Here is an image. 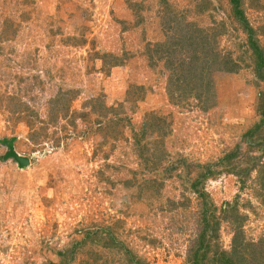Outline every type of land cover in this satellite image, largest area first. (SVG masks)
I'll return each mask as SVG.
<instances>
[{
  "label": "rangeland",
  "instance_id": "rangeland-1",
  "mask_svg": "<svg viewBox=\"0 0 264 264\" xmlns=\"http://www.w3.org/2000/svg\"><path fill=\"white\" fill-rule=\"evenodd\" d=\"M262 102L264 0H0V264H264Z\"/></svg>",
  "mask_w": 264,
  "mask_h": 264
},
{
  "label": "trees",
  "instance_id": "trees-1",
  "mask_svg": "<svg viewBox=\"0 0 264 264\" xmlns=\"http://www.w3.org/2000/svg\"><path fill=\"white\" fill-rule=\"evenodd\" d=\"M231 2L233 4V10L236 9L240 4V0H231ZM239 13H241V12H239ZM262 108L264 109V102H262ZM199 248H201V246H199ZM222 253L224 254V252H222ZM222 253H220V254H222ZM220 254L218 253V249L213 251V253L211 255L213 262L219 261V264L223 263V262L227 263L223 257H220ZM187 262H188V264H202V262H204V261H203V259L198 258V252L197 251H195L194 253L190 251V253H188V256H187Z\"/></svg>",
  "mask_w": 264,
  "mask_h": 264
},
{
  "label": "water",
  "instance_id": "water-1",
  "mask_svg": "<svg viewBox=\"0 0 264 264\" xmlns=\"http://www.w3.org/2000/svg\"><path fill=\"white\" fill-rule=\"evenodd\" d=\"M9 155H11L17 161L19 168H24V166L28 164V160L26 158H22L12 153Z\"/></svg>",
  "mask_w": 264,
  "mask_h": 264
}]
</instances>
